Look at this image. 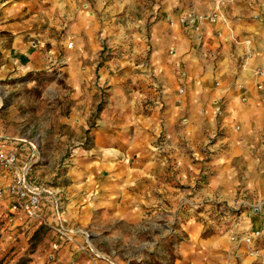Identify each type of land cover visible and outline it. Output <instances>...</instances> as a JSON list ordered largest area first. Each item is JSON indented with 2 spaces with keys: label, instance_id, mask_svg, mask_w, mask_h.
<instances>
[{
  "label": "crops",
  "instance_id": "obj_1",
  "mask_svg": "<svg viewBox=\"0 0 264 264\" xmlns=\"http://www.w3.org/2000/svg\"><path fill=\"white\" fill-rule=\"evenodd\" d=\"M212 13L217 20L198 33L167 23ZM0 33L10 38L16 69L62 64L74 101L69 124L90 141L67 160L63 185L50 187L31 178L42 160L34 144L0 130L16 146L27 181L45 190L44 222H8L9 201L0 199V256L46 225L54 234L55 227L70 231L69 241L56 236L47 264H128L93 238L81 251L85 233L126 242L138 225L154 223L164 238L176 222L184 238L175 264H259L237 239L262 230L253 248L264 251V85L257 89L255 73L264 66V0H0ZM103 43L113 55L107 60ZM100 93L105 102L90 125ZM10 178L0 168V187ZM202 202L233 231L204 233V222L185 212Z\"/></svg>",
  "mask_w": 264,
  "mask_h": 264
},
{
  "label": "rangeland",
  "instance_id": "obj_2",
  "mask_svg": "<svg viewBox=\"0 0 264 264\" xmlns=\"http://www.w3.org/2000/svg\"><path fill=\"white\" fill-rule=\"evenodd\" d=\"M8 48L10 38L0 33V130L8 137L22 138L33 143L39 151L42 159L38 164L40 173L37 179L31 176L33 181L43 186L61 187L64 183L62 176L68 169L65 166L67 160L75 150L90 148L87 131L76 133L69 124L72 121L70 118L74 101L69 96L63 66L48 65L38 72H23L16 69L14 61L7 53L10 52ZM102 53L103 60L113 57L104 43ZM92 85L90 88L96 89V84ZM97 95L91 104L97 110L87 116L90 125L105 102L104 93ZM81 112L82 109H77L76 114ZM208 205L202 202L201 205L190 207L191 211L185 212L196 215L198 221L204 222V233L212 234L217 227L225 231L229 228L231 230L228 226L230 223L222 219L220 210L206 208ZM172 225L166 229L164 238L162 235L165 228L152 223L138 225L134 238L126 242H97L99 237L97 238L93 230H90L91 237L86 240L90 247L93 238L96 247H101L112 257L119 255L128 264H175L178 259L175 246L184 237L176 232L180 229L176 222ZM231 233L233 232L230 235ZM122 234L128 238L127 228L122 230ZM56 236L49 226L41 225L29 239L17 240L14 245L6 246L8 253L0 256V264H10L12 261L13 264H29L33 255L37 256L38 264H47L51 259L49 257L57 253L52 248ZM14 249L19 251V258L14 259L15 254L10 255ZM129 253L137 256L136 262L129 257Z\"/></svg>",
  "mask_w": 264,
  "mask_h": 264
},
{
  "label": "built area",
  "instance_id": "obj_3",
  "mask_svg": "<svg viewBox=\"0 0 264 264\" xmlns=\"http://www.w3.org/2000/svg\"><path fill=\"white\" fill-rule=\"evenodd\" d=\"M218 18L217 13L209 15L203 14H185L178 16L175 20L168 19L169 26L178 25L187 31L198 33L206 23H214ZM256 76L261 78V83L257 85V89H262L264 85V66L259 67L255 71ZM181 92V91H180ZM214 114L220 115L221 109L219 106L214 108ZM0 168L10 173L11 178L5 187H0V199L9 201L8 207V222L14 219L26 220L30 222H44L40 214L41 198L45 190L42 187L33 185L27 181V169L20 170L18 168L17 148L11 141L0 139ZM54 232L58 239L69 241L70 231L62 227H55ZM86 238L88 235L85 233ZM262 236V230L252 231L249 234L239 236V239L231 233V240L237 239L249 247V254L259 257V264H264V251H259L253 248V243L258 241ZM87 241V240H86ZM88 242V241H87ZM85 243L80 246L81 251L89 248V244ZM53 249L57 246L53 245ZM260 252V253H259ZM86 264H94L87 261Z\"/></svg>",
  "mask_w": 264,
  "mask_h": 264
}]
</instances>
